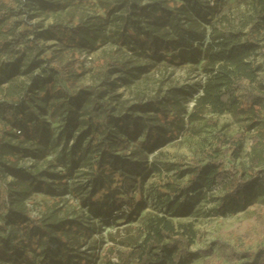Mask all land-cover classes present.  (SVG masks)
<instances>
[{
    "label": "trees",
    "instance_id": "obj_1",
    "mask_svg": "<svg viewBox=\"0 0 264 264\" xmlns=\"http://www.w3.org/2000/svg\"><path fill=\"white\" fill-rule=\"evenodd\" d=\"M30 1L39 2L53 13L65 12V21L46 29L32 25ZM241 5L251 11L245 18L231 13ZM83 6L97 7L102 20L87 16L76 19L85 15L80 12ZM109 21L112 27L105 36L103 23ZM198 22L210 28L206 42L205 33L196 29ZM261 35L264 0H234L221 10L206 0H0V167L14 178L9 185L11 191L6 193L0 188V232L9 229L7 239L0 238V264H82L83 259L76 255L77 243L68 239L71 229L51 213L32 218L27 214L26 201L39 193L63 195V180L87 166L91 169L90 195L102 192V196L100 201L86 197L81 201L89 200L87 206L93 216L106 217L107 201L115 195H128L137 185L144 171L143 150L152 149L165 136V129L157 121L134 114L114 122L113 106L104 96L112 87L110 70L129 72L123 64L104 59L96 71L99 85L73 89L81 76L72 66L75 51H96L107 37L137 56L149 53L158 60L163 54L176 51L169 57L174 64L201 62L205 81L189 118L198 121L206 113L229 114L242 124V131L224 140L218 136L223 141L216 150L205 152L207 162L192 169L190 184L176 187L167 183L163 190H156L157 204L165 212L146 217L139 229L141 241L133 242L130 249L122 252L104 253L101 264H192L197 256L189 249L202 239L192 223L176 224L174 219L190 217L195 204L205 200L206 193L215 188L221 192V196L211 195L209 199L216 203L212 208L215 217L245 211L260 198L264 202V180L246 181L240 170L231 167L224 171L220 160L223 146L222 153L238 159L246 135L255 132L253 167L264 161V79L260 76L262 66L256 61L257 51L262 49L258 40ZM42 42H56V50L47 52L49 48L43 47ZM194 43L198 45L193 47ZM36 70L40 77L33 76ZM149 103L157 120L162 118L166 124L174 125L166 106L158 100ZM134 108L145 112L140 105ZM47 115L58 123L56 129L45 121ZM4 135L31 148L36 152L35 158L56 151L71 139L72 148L63 147L60 151L64 175L56 182H45L40 179L53 175L39 169L29 175L11 167L13 163L8 165L5 159L27 149L11 147L4 142ZM142 136L144 142L138 143ZM130 142L135 143L131 159H124L118 152L125 151ZM47 164L54 166L52 162ZM256 222L249 235L253 249L219 240L217 254L203 252L209 255L204 264H211L217 256L230 264H264V219L258 217ZM53 244L59 249L52 250Z\"/></svg>",
    "mask_w": 264,
    "mask_h": 264
},
{
    "label": "rangeland",
    "instance_id": "obj_2",
    "mask_svg": "<svg viewBox=\"0 0 264 264\" xmlns=\"http://www.w3.org/2000/svg\"><path fill=\"white\" fill-rule=\"evenodd\" d=\"M204 1V0H202ZM212 7L221 10L231 5L234 0H206ZM29 13L34 16L31 24H38L42 29L50 25L64 22L65 12L53 13L43 8L39 2L29 3ZM80 12L85 15L77 16L76 19L84 20L89 18L102 20V12L97 7L83 6ZM209 12V11H208ZM232 14H239L245 18L251 11L248 6L241 5L231 10ZM217 14L213 15L216 19ZM111 21V20H110ZM103 23V35L108 36L112 27L111 22ZM197 31L205 33L204 42L208 41L210 28L208 25L198 22ZM261 50L257 51L256 61L262 66L260 76L264 79V35L258 36ZM189 45L191 40L188 41ZM198 43H194L196 47ZM43 47H48L47 52L56 50V42H42ZM176 53V51L174 52ZM173 52L163 54L160 59L147 56H137L135 52L126 50L124 47L113 43L110 38L100 45L96 51L83 52L75 51L72 66L75 72L81 73L79 82L73 86L77 91L80 88L95 87L100 84L96 71L102 64V60L110 59L114 63L123 64L129 72L124 73L112 69L109 71V79L112 87L107 91L104 99H108L113 111L111 112L114 122L124 115L134 114L137 117H144L151 121H157L158 125L165 129L163 140L159 141L152 149L143 150L141 164L144 171L138 178L137 185L131 189L126 196H114V199L107 201L109 212L106 217H95L89 212L90 201H100L102 192L90 195L91 187L89 176L91 169L84 166L74 171L73 176L63 180L65 193L60 196L47 194H33L26 201L27 214L32 218H40L49 213L59 222L63 223L70 230L68 239L73 238L77 243L76 255L82 264H101L104 253L110 250L125 251L132 247L135 241H141L140 227L149 215L165 212L160 208L155 198L156 190H163L162 186L173 183L176 187H185L190 184L192 169L203 166L207 162L205 152L216 150L219 142L225 138L232 137L242 131L241 123L236 122L229 114L212 115L206 113L202 120L193 121L189 118L196 99L202 93L205 81L201 69V62L174 64L169 61ZM140 67L141 70H134ZM39 70L34 72V77H40ZM26 81V77H23ZM29 82V81H28ZM64 85V84H62ZM150 100H158L165 109L170 111L168 117L174 119V125L170 126L161 118L157 120V114L152 109ZM142 106L145 112H141L136 106ZM137 109V110H136ZM264 120V111L261 113ZM45 121L51 128L56 129L58 123L52 122L50 117L45 116ZM115 127L112 128V131ZM8 133L10 130H8ZM255 132L246 135L243 142V149L238 159H232L224 152V146L220 149V160L223 163V170L229 168L240 170L245 174L246 181L256 178L264 180V161L253 167L252 137ZM222 136L223 140H219ZM4 142L11 147L26 148L22 154H13L12 158L5 159L7 164L16 169H23L27 174L34 175L36 170L46 171L52 177L44 176L40 180L45 182H56L64 175V168L61 166L60 151L63 147L72 148L74 142L71 139L62 143L61 147L54 152H49L35 158L31 148L19 144L9 135H4ZM145 136L138 138L137 142H144ZM135 143L130 142L127 149L118 152L124 159H131V152ZM148 147V146H147ZM19 151V150H18ZM259 152V151H258ZM264 155V154H263ZM262 155V158H263ZM52 162V166L47 163ZM49 167V168H48ZM14 178L0 167V188L8 193L11 191L9 185ZM78 188H81L80 191ZM77 189L78 192H73ZM79 194V195H78ZM101 195V196H100ZM221 196V192L215 188L212 192L206 193L205 200L195 204L190 217L174 219V223H192L198 232L201 242L195 243L189 249L197 258L192 264H204L209 255L204 251H212L217 254V241H224L227 244L243 249H253L254 244L250 240V232L254 229L258 217L264 219V202L262 198L253 206L235 215L225 217L213 216L212 208L216 205L210 199ZM86 200L82 203L81 199ZM116 197V198H115ZM53 212V213H52ZM9 229L0 232V238L7 239ZM52 250H58L55 244L50 245ZM204 256H203V255ZM217 256V255H216ZM211 264H230L220 256L212 259Z\"/></svg>",
    "mask_w": 264,
    "mask_h": 264
}]
</instances>
